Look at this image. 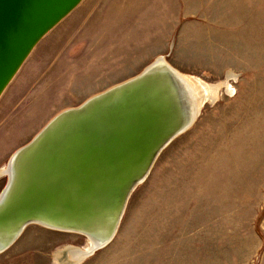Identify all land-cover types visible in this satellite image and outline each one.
Returning <instances> with one entry per match:
<instances>
[{
	"label": "rangeland",
	"instance_id": "1",
	"mask_svg": "<svg viewBox=\"0 0 264 264\" xmlns=\"http://www.w3.org/2000/svg\"><path fill=\"white\" fill-rule=\"evenodd\" d=\"M163 55L225 82L131 192L115 235L28 224L0 264H264V0H81L0 94V168L53 115ZM233 75V76H232ZM6 175L0 173V190Z\"/></svg>",
	"mask_w": 264,
	"mask_h": 264
},
{
	"label": "water",
	"instance_id": "2",
	"mask_svg": "<svg viewBox=\"0 0 264 264\" xmlns=\"http://www.w3.org/2000/svg\"><path fill=\"white\" fill-rule=\"evenodd\" d=\"M81 0H0V94L35 44ZM181 73L163 55L137 74L53 115L16 148L0 190V252L31 223L89 241L116 233L127 200L159 153L197 116Z\"/></svg>",
	"mask_w": 264,
	"mask_h": 264
},
{
	"label": "bare ground",
	"instance_id": "3",
	"mask_svg": "<svg viewBox=\"0 0 264 264\" xmlns=\"http://www.w3.org/2000/svg\"><path fill=\"white\" fill-rule=\"evenodd\" d=\"M185 79L187 80V82L189 83V86L192 90V93L195 97V100L199 101V103L196 105V108L199 110V107L201 105V103L204 101V99H206L208 97V95L206 94L209 93L211 94V97H215L216 96V90H218L217 88L222 85L225 84V82H217V83H213V84H209L206 83L205 81H203L202 79H200L198 76L195 75H190V74H183ZM233 76V75H232ZM206 92H204V90ZM5 169L4 167L0 168V173H4ZM89 247V241L86 244V246L84 247V249H87ZM74 249H72L70 251V256L72 257V259L75 261L77 259V251H73Z\"/></svg>",
	"mask_w": 264,
	"mask_h": 264
}]
</instances>
